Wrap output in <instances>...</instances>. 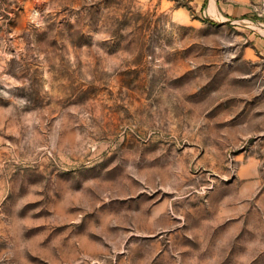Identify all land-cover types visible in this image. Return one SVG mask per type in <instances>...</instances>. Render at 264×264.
Wrapping results in <instances>:
<instances>
[{"label":"rangeland","instance_id":"374dc122","mask_svg":"<svg viewBox=\"0 0 264 264\" xmlns=\"http://www.w3.org/2000/svg\"><path fill=\"white\" fill-rule=\"evenodd\" d=\"M226 1L0 0V264H264L261 0Z\"/></svg>","mask_w":264,"mask_h":264},{"label":"crops","instance_id":"0c3cea01","mask_svg":"<svg viewBox=\"0 0 264 264\" xmlns=\"http://www.w3.org/2000/svg\"><path fill=\"white\" fill-rule=\"evenodd\" d=\"M225 3L224 10L229 15L244 14L247 10L245 6H242L244 5V0H229Z\"/></svg>","mask_w":264,"mask_h":264},{"label":"built area","instance_id":"2783aa9c","mask_svg":"<svg viewBox=\"0 0 264 264\" xmlns=\"http://www.w3.org/2000/svg\"><path fill=\"white\" fill-rule=\"evenodd\" d=\"M254 11L260 21L259 24L264 27V0H261L254 8Z\"/></svg>","mask_w":264,"mask_h":264},{"label":"bare ground","instance_id":"6f19581e","mask_svg":"<svg viewBox=\"0 0 264 264\" xmlns=\"http://www.w3.org/2000/svg\"><path fill=\"white\" fill-rule=\"evenodd\" d=\"M209 6H210L209 9H208L209 14H213V13H215V9H214V3H213V1H211V4H210ZM213 15H214V14H213Z\"/></svg>","mask_w":264,"mask_h":264}]
</instances>
